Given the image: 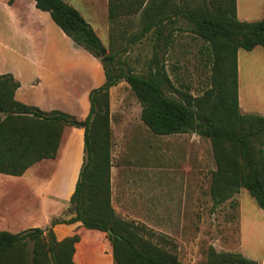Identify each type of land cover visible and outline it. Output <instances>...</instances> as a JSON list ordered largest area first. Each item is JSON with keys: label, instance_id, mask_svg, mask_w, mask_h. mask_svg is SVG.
I'll return each instance as SVG.
<instances>
[{"label": "trees", "instance_id": "1", "mask_svg": "<svg viewBox=\"0 0 264 264\" xmlns=\"http://www.w3.org/2000/svg\"><path fill=\"white\" fill-rule=\"evenodd\" d=\"M35 1L66 35L101 61L106 75L105 83L91 92V109L84 119L85 156L70 199L73 216L54 219V225L82 222L105 232L116 264H187L163 246V236L123 218L112 204L110 90L121 81L135 93L141 119L153 133H197L211 140L217 165L210 189L213 209L244 188L264 210V115L241 112L238 88V52L257 46L264 50V15L256 21L240 20L237 0H109L110 21L127 13L139 16L138 32L128 38L129 43L154 37L149 72L137 74L118 65L115 53L103 55L106 47L77 8L65 0ZM181 20L182 27L176 25ZM180 28L203 41L211 64L210 87L200 96L176 87L166 68V56ZM20 85L12 74H0V173L13 176L54 158L65 125L82 126L70 113L46 112L19 101ZM79 240L78 234L59 240L52 227L0 231V264H77ZM200 264L259 263L242 252H218L211 246L207 260Z\"/></svg>", "mask_w": 264, "mask_h": 264}, {"label": "rangeland", "instance_id": "2", "mask_svg": "<svg viewBox=\"0 0 264 264\" xmlns=\"http://www.w3.org/2000/svg\"><path fill=\"white\" fill-rule=\"evenodd\" d=\"M67 2L90 20L102 43L108 45L107 52L117 55L118 65L137 74L149 72L154 37L149 35L135 44L128 42V38L138 32V15L127 13L110 21L109 0ZM184 23L181 20L176 25L182 27ZM240 64V110L263 115L262 46L252 51L241 49ZM166 65L179 89L200 96L210 87L211 64L203 41L192 32L183 28L175 32V43L166 56ZM141 109L126 81L111 88L112 180L115 195L123 198L124 206L123 211L117 213L163 236L166 241L163 246L187 264L205 262L211 246L218 252L247 251L259 264H264V210L248 190L242 188L233 198L213 209L210 189L217 165L211 140L197 133L188 136L155 134L142 121ZM255 143L260 144L259 140ZM7 189V182L0 180V192ZM68 206H71L70 200ZM154 240L159 242L158 238ZM108 243L111 245L109 240ZM32 247L30 243V252ZM87 261V264H116L108 252L103 253L97 246L92 247Z\"/></svg>", "mask_w": 264, "mask_h": 264}, {"label": "crops", "instance_id": "3", "mask_svg": "<svg viewBox=\"0 0 264 264\" xmlns=\"http://www.w3.org/2000/svg\"><path fill=\"white\" fill-rule=\"evenodd\" d=\"M237 15L242 21L262 19L264 0H237ZM240 50L238 88L242 109ZM9 73L21 84L16 99L46 112L70 113L80 121L90 112L91 92L106 81L101 61L66 35L48 11L37 8L35 0H13L12 3L0 0V74ZM84 132L83 126L65 125L54 158L38 161L21 176L0 173V180L8 186L0 192V231L18 233L33 227H52L59 240L78 234L77 264H87L93 246L113 258L105 232L89 229L82 222L53 224L54 219L73 216L68 200L84 162ZM112 204L116 212L123 211V198L115 195L113 180ZM240 211L244 244L242 205ZM244 253L253 257L247 251Z\"/></svg>", "mask_w": 264, "mask_h": 264}, {"label": "water", "instance_id": "4", "mask_svg": "<svg viewBox=\"0 0 264 264\" xmlns=\"http://www.w3.org/2000/svg\"><path fill=\"white\" fill-rule=\"evenodd\" d=\"M108 54L107 50L104 51L103 55H106ZM198 122H202L201 120H198ZM81 125L82 126H85V122L84 121H81ZM109 233L110 234H114L112 230H109Z\"/></svg>", "mask_w": 264, "mask_h": 264}]
</instances>
